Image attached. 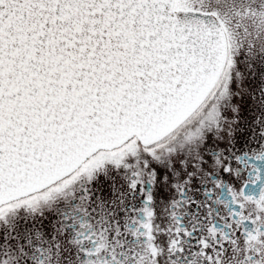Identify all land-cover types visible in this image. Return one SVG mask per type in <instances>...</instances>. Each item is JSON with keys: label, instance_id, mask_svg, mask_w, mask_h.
<instances>
[{"label": "snow or ice", "instance_id": "6c2138e0", "mask_svg": "<svg viewBox=\"0 0 264 264\" xmlns=\"http://www.w3.org/2000/svg\"><path fill=\"white\" fill-rule=\"evenodd\" d=\"M0 264H264V0H0Z\"/></svg>", "mask_w": 264, "mask_h": 264}]
</instances>
